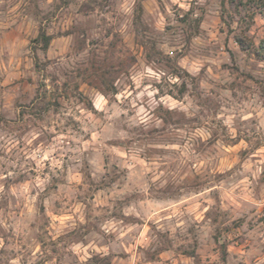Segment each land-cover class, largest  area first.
<instances>
[{
	"label": "rangeland",
	"instance_id": "obj_1",
	"mask_svg": "<svg viewBox=\"0 0 264 264\" xmlns=\"http://www.w3.org/2000/svg\"><path fill=\"white\" fill-rule=\"evenodd\" d=\"M263 39L223 0H0V264H264Z\"/></svg>",
	"mask_w": 264,
	"mask_h": 264
},
{
	"label": "trees",
	"instance_id": "obj_2",
	"mask_svg": "<svg viewBox=\"0 0 264 264\" xmlns=\"http://www.w3.org/2000/svg\"><path fill=\"white\" fill-rule=\"evenodd\" d=\"M225 1L236 8L253 7L255 11L264 18V0H223V5ZM235 39L238 45L242 47V49H248V44H244V42L239 37H236ZM36 41L41 42L42 50H45L49 44L50 36L47 35L44 31H40L38 37L36 38ZM254 54L257 57L264 59V39L260 42L257 49L254 50Z\"/></svg>",
	"mask_w": 264,
	"mask_h": 264
}]
</instances>
